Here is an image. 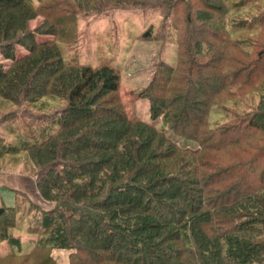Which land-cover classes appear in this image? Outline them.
Wrapping results in <instances>:
<instances>
[{
  "label": "trees",
  "instance_id": "obj_1",
  "mask_svg": "<svg viewBox=\"0 0 264 264\" xmlns=\"http://www.w3.org/2000/svg\"><path fill=\"white\" fill-rule=\"evenodd\" d=\"M78 5L0 0V97L14 104L0 110V157L28 152L53 203L26 220L38 236L27 251L13 233L23 209L0 203V240L15 247L0 264H51L55 248L69 264H264V0ZM114 6L157 7L140 36L177 43L142 92L160 126L129 116L116 53L92 63L72 44L81 12ZM46 95L62 102L44 111Z\"/></svg>",
  "mask_w": 264,
  "mask_h": 264
},
{
  "label": "rangeland",
  "instance_id": "obj_2",
  "mask_svg": "<svg viewBox=\"0 0 264 264\" xmlns=\"http://www.w3.org/2000/svg\"><path fill=\"white\" fill-rule=\"evenodd\" d=\"M74 6L79 7V0H73ZM79 28L75 31L76 37L80 36L76 42L72 43L77 46L82 43L83 59H87V55L92 63L98 62V57L116 53L117 61L122 67L120 94L127 112L132 118H142L148 121H154L158 126L162 124L160 117L153 120L150 113V100L142 95L146 84L150 81L156 63L163 56L170 63L177 60V43L175 41L164 45V34L160 33L159 37L144 38L140 36L150 24L158 27L161 22V14L157 7H119L114 6L102 10L98 15H85L81 12ZM43 16H36L30 20L33 29L39 26L43 21ZM50 26V25H46ZM80 30V31H79ZM38 39H46L51 36L45 34H36ZM18 54H22L26 49L18 47ZM107 53V54H106ZM0 60L7 64L10 61L3 58L0 54ZM62 99L58 96H44L38 101L44 104V111H48L60 104ZM13 108L11 101H3L0 97V110L6 111ZM53 116H51L52 118ZM50 119L48 118V121ZM44 122V121H42ZM46 122V120H45ZM23 129V128H22ZM25 130V129H24ZM22 131V130H19ZM173 138L181 144H196V142L188 140L175 134L173 131L168 132ZM12 139L13 134H8ZM14 138V137H13ZM32 164L28 156V152L21 151L17 155H3L0 157V176L4 180H11L15 186H7L5 192H0V203L20 204L23 209V217L19 222V227L13 229V233L20 236L23 244V251L30 250L35 244L38 236L31 233L27 229V219L31 216L34 209L46 210L53 207V203L42 199L38 192L35 177L30 173ZM8 179H6V177ZM14 189V190H12ZM7 240H0V256L7 254L13 250ZM51 264H69L70 250L64 248H55L51 252ZM11 260V259H9ZM18 264V259L11 260ZM32 260L24 264H32Z\"/></svg>",
  "mask_w": 264,
  "mask_h": 264
},
{
  "label": "crops",
  "instance_id": "obj_3",
  "mask_svg": "<svg viewBox=\"0 0 264 264\" xmlns=\"http://www.w3.org/2000/svg\"><path fill=\"white\" fill-rule=\"evenodd\" d=\"M4 175H6V174L2 173V175L0 176V192H5L6 193V189H8L7 186H11L12 187V186H15V185L13 183H11V180H9L7 176H5L6 179H8L7 181L4 180V178H1ZM12 190H14V189H12ZM1 198H2V195H1ZM5 203H7V202H5Z\"/></svg>",
  "mask_w": 264,
  "mask_h": 264
}]
</instances>
